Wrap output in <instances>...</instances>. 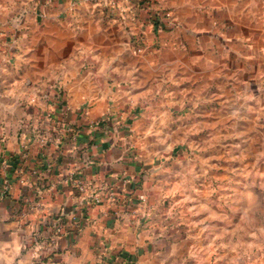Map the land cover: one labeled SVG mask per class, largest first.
Masks as SVG:
<instances>
[{
  "label": "crops",
  "instance_id": "1",
  "mask_svg": "<svg viewBox=\"0 0 264 264\" xmlns=\"http://www.w3.org/2000/svg\"><path fill=\"white\" fill-rule=\"evenodd\" d=\"M113 1L0 0V264H237L185 196L209 185L182 179L264 125V0H150L158 21ZM78 174L116 201L89 205Z\"/></svg>",
  "mask_w": 264,
  "mask_h": 264
},
{
  "label": "rangeland",
  "instance_id": "2",
  "mask_svg": "<svg viewBox=\"0 0 264 264\" xmlns=\"http://www.w3.org/2000/svg\"><path fill=\"white\" fill-rule=\"evenodd\" d=\"M116 2L92 0L94 5L101 8H117ZM261 120L264 121V118ZM229 130L226 154L220 152L219 143L216 142L210 158H198V173L185 175L183 179L181 177L186 184L196 180L209 186L186 191L185 196L195 201V216L211 212L215 219L226 226L224 244L228 262L264 264V125L232 126ZM242 138L241 151L240 146L237 151L235 145ZM203 166L211 167L212 173L204 172ZM220 167L225 169L221 173ZM221 182L224 186L227 184L225 188H219ZM217 256L219 260L220 255Z\"/></svg>",
  "mask_w": 264,
  "mask_h": 264
},
{
  "label": "built area",
  "instance_id": "3",
  "mask_svg": "<svg viewBox=\"0 0 264 264\" xmlns=\"http://www.w3.org/2000/svg\"><path fill=\"white\" fill-rule=\"evenodd\" d=\"M164 16L168 19L173 18L172 14L170 12H164ZM175 23L171 22L170 26H174ZM156 27L158 26L159 28H161V25H155ZM2 49V47L0 46V50ZM135 52L136 53H140L142 52V48L137 47L135 48ZM60 96L62 98H64V94L61 93ZM64 103V101H62ZM63 114L66 116L68 114L69 109H64L63 110ZM39 141L41 145H46L48 143V137L47 136H39ZM34 175L38 174L37 171L33 172ZM77 176V177H75ZM72 182L73 187L75 188L78 196L80 198H84V201L87 202L89 205L91 206H98L101 203L107 202V203H112L116 201V194L115 191L113 189L107 188V187H100V186H96V185H91L88 182H86L81 174L78 175H74L72 176V178L70 179ZM51 189V188H50ZM10 190V186L7 185L6 189L3 193L7 194ZM44 187L41 184H37L34 190L35 196L37 198L35 205V208H38L40 206V199L43 196L44 193ZM141 200H144V197L141 196ZM72 219L75 220L76 217L72 216ZM63 233V224L62 222L58 223V226L56 227V235L57 236H61ZM53 245L56 244V239H51V242Z\"/></svg>",
  "mask_w": 264,
  "mask_h": 264
},
{
  "label": "trees",
  "instance_id": "4",
  "mask_svg": "<svg viewBox=\"0 0 264 264\" xmlns=\"http://www.w3.org/2000/svg\"><path fill=\"white\" fill-rule=\"evenodd\" d=\"M143 1H144V3H143L144 4V8L146 7L147 9H149V11H148V13H149L148 17H150L151 19H153L155 21H158V17L161 16V10H157L156 11L157 13L155 11H153V13H152V10H154V9H151V4L149 3L150 0H143ZM159 24H161V27L162 28L166 26L165 22H163V23L158 22V25ZM168 25L170 26V24H168Z\"/></svg>",
  "mask_w": 264,
  "mask_h": 264
}]
</instances>
